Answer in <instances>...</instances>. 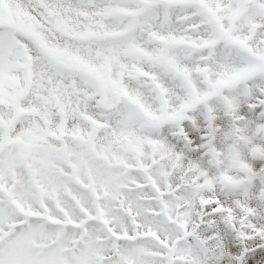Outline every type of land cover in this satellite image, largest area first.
<instances>
[{
	"label": "snow or ice",
	"instance_id": "1",
	"mask_svg": "<svg viewBox=\"0 0 264 264\" xmlns=\"http://www.w3.org/2000/svg\"><path fill=\"white\" fill-rule=\"evenodd\" d=\"M0 264H264V0H0Z\"/></svg>",
	"mask_w": 264,
	"mask_h": 264
}]
</instances>
